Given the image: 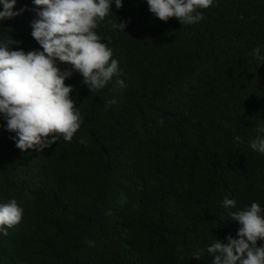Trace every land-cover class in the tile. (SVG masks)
<instances>
[{
	"label": "trees",
	"instance_id": "trees-1",
	"mask_svg": "<svg viewBox=\"0 0 264 264\" xmlns=\"http://www.w3.org/2000/svg\"><path fill=\"white\" fill-rule=\"evenodd\" d=\"M21 8L0 21V39L42 51L39 9ZM111 12L96 31L118 76L93 92L76 71L65 80L83 117L71 142L21 151L0 114V203L23 209L0 232V264H212V239L237 238L229 213L264 208V154L248 146L264 122V64L252 54L264 55V0H214L194 25L159 20L146 0H113Z\"/></svg>",
	"mask_w": 264,
	"mask_h": 264
},
{
	"label": "clouds",
	"instance_id": "clouds-1",
	"mask_svg": "<svg viewBox=\"0 0 264 264\" xmlns=\"http://www.w3.org/2000/svg\"><path fill=\"white\" fill-rule=\"evenodd\" d=\"M39 9L31 22V36L40 50L27 53L12 50L18 42L9 35L0 39V114L7 130L15 133V144L21 151H42L59 138L71 142L80 129L83 117L71 98L73 87L65 80L73 71L82 77L90 92L98 91L118 76V61L112 49L102 42L96 29L111 12L113 0H32ZM148 10L159 20L177 19L182 25H194L204 19L203 10L214 6V0H146ZM117 9L122 0H114ZM0 21L22 14L26 9L13 11L16 0H0ZM112 28L124 32L126 22H112ZM253 56L264 64L261 48ZM71 69L62 70L58 63ZM127 85L117 78L112 91L117 95ZM117 103L116 99L107 102ZM257 135L249 141L250 149L264 154V122L255 129ZM241 141L240 136L234 137ZM83 139L80 143H84ZM236 201L225 198L224 208H233ZM230 219L239 224L237 238L228 236L227 243L215 237L206 251L214 254L212 264H264V208L252 202L234 212ZM23 209L16 199L0 203V232L16 226ZM199 259V256H195Z\"/></svg>",
	"mask_w": 264,
	"mask_h": 264
},
{
	"label": "water",
	"instance_id": "water-1",
	"mask_svg": "<svg viewBox=\"0 0 264 264\" xmlns=\"http://www.w3.org/2000/svg\"><path fill=\"white\" fill-rule=\"evenodd\" d=\"M102 151H103V149H102ZM104 152V151H103ZM108 154H106V159L108 160ZM109 169V163H108V161L106 162V164L104 165V173L105 172H107V170Z\"/></svg>",
	"mask_w": 264,
	"mask_h": 264
},
{
	"label": "bare ground",
	"instance_id": "bare-ground-1",
	"mask_svg": "<svg viewBox=\"0 0 264 264\" xmlns=\"http://www.w3.org/2000/svg\"><path fill=\"white\" fill-rule=\"evenodd\" d=\"M107 160V159H106Z\"/></svg>",
	"mask_w": 264,
	"mask_h": 264
}]
</instances>
